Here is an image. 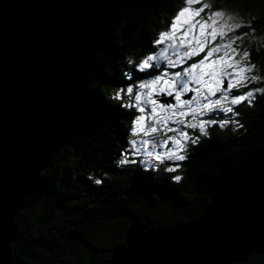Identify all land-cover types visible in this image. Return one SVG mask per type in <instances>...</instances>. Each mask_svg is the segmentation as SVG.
Returning a JSON list of instances; mask_svg holds the SVG:
<instances>
[{
    "label": "trees",
    "instance_id": "1",
    "mask_svg": "<svg viewBox=\"0 0 264 264\" xmlns=\"http://www.w3.org/2000/svg\"><path fill=\"white\" fill-rule=\"evenodd\" d=\"M180 2L134 0L117 11L105 27L104 46L93 58V72L86 87L92 95L90 119L83 134L63 144L40 171L47 182L41 199L19 210L13 218L11 257L24 264H106L110 248L123 242L131 216L150 228L172 227L199 218L217 184L219 169L222 166L238 168L246 153L261 144L264 93L259 92L254 94L251 106L248 102L237 106L238 127L228 132L223 130V135L219 124L210 125L206 137H202L203 132L200 134L197 128L186 127L190 139L193 135L201 139L192 150L177 151L186 159L175 161L178 163L174 171L163 164H158L152 172L144 171L134 159L132 166L124 165L125 158L129 159L123 153L130 143L127 135L131 138L129 120L140 114L129 107L135 99L125 89L131 87L134 92L136 84L149 81L169 68L163 60L159 61L160 68L141 70L136 65L143 57L157 51L158 35L170 29L173 12ZM202 3L209 4V8L201 17L211 10L231 9L230 14L234 16L223 17V20L241 25L239 28L245 26L237 20L238 16L253 10L246 19L254 18V33L244 29L252 38L246 39L250 44L241 42L240 49L249 53V60L255 63L254 72L264 79V45L258 40L259 35L264 37V4L260 0H202ZM202 3L195 5L201 7ZM236 30L230 36L236 40L234 46L238 51ZM125 69L128 77L122 75ZM261 84L251 83L248 88L256 89L263 86ZM117 90L121 95L115 97ZM127 95L129 101L125 99ZM124 106H128V111ZM155 126L164 129L163 125ZM164 138L162 134L160 139ZM207 138L215 144L205 142ZM166 142L170 144L171 139ZM136 162L139 167L131 173ZM167 162L174 163L164 161ZM90 175L93 179L88 178ZM177 176L178 181L173 179ZM98 186L108 193L98 196L91 192ZM253 253L242 261L255 263Z\"/></svg>",
    "mask_w": 264,
    "mask_h": 264
},
{
    "label": "water",
    "instance_id": "2",
    "mask_svg": "<svg viewBox=\"0 0 264 264\" xmlns=\"http://www.w3.org/2000/svg\"><path fill=\"white\" fill-rule=\"evenodd\" d=\"M133 1L0 0V264H24L10 254L13 218L44 195L52 154L85 131L102 32ZM123 236L106 264H232L264 253V140L235 170L219 169L199 218L150 228L131 216Z\"/></svg>",
    "mask_w": 264,
    "mask_h": 264
},
{
    "label": "snow or ice",
    "instance_id": "3",
    "mask_svg": "<svg viewBox=\"0 0 264 264\" xmlns=\"http://www.w3.org/2000/svg\"><path fill=\"white\" fill-rule=\"evenodd\" d=\"M201 3L202 0H184L185 6L173 18L170 29L161 32L156 40V44L170 43L158 53L147 55L139 65L141 70L160 68L159 61L163 60L167 62L169 68H177L192 61L181 71L171 74L163 73L147 83L139 85L140 89L148 91L137 94L134 98L136 101H141L145 95L147 96L144 102L151 106V113L156 117V125L167 127L168 121L173 120V117H177L175 123L184 124V120L181 118L189 113L195 117L198 109L201 115L206 111L212 112L219 108H222L225 113H232L234 111L232 107H223L224 101L230 102L231 105H239L243 102L251 103L255 98L252 90L244 94L231 95L233 90H238L241 87L247 88L250 82L261 79L248 75L253 71L255 65L250 62L245 63L249 60V53L246 50L238 52L237 47L234 46L236 40L230 36V33L241 25L226 23L223 20L225 14L221 11L212 12L206 19H196L209 8L207 3H202V6L198 8L192 7L194 4ZM229 19L231 18L229 17ZM182 28L184 31L177 39L176 34ZM169 49L172 50L175 59L168 55ZM237 57L240 58L237 59ZM153 61H157V63L153 64ZM230 69L231 71H229ZM190 85H196V87ZM126 91L132 94L133 88L130 87ZM254 91L264 93V89H255ZM192 92L195 95L190 99L182 98ZM218 93H220L219 98L210 99V97L217 96ZM154 95L174 98L175 103L153 99ZM158 110L162 115H157ZM140 111L143 112L144 109L141 108ZM145 119L144 115L137 117L135 121L137 127L134 131L143 132L145 136L154 135L159 129L155 126L145 128ZM207 123H215V121L201 120L196 124L189 123L187 127L199 128L201 132H204ZM168 131L175 132L176 129L168 128ZM170 139L182 151L184 148L182 140H188L190 137L187 132L180 131L179 138L173 136ZM195 142L192 140V143ZM143 143L147 145L149 141L145 140ZM147 155L152 157L153 152L149 151ZM155 158L162 160L164 157L157 154ZM167 158L183 161L186 156L173 151L167 154ZM168 170L174 171L175 169ZM176 178L179 179L178 176Z\"/></svg>",
    "mask_w": 264,
    "mask_h": 264
},
{
    "label": "rangeland",
    "instance_id": "4",
    "mask_svg": "<svg viewBox=\"0 0 264 264\" xmlns=\"http://www.w3.org/2000/svg\"><path fill=\"white\" fill-rule=\"evenodd\" d=\"M181 2L179 3V5L177 6V8L174 10V12H173V18L176 16V14L178 13V11H180L181 9H182V7H184L185 6V4H184V0H180ZM260 3L263 5L264 4V0H260ZM128 6V5H127ZM127 6H124V7H127ZM192 7L193 8H198V7H196V5L194 4V5H192ZM259 11L261 10V7H260V5H259ZM225 11V10H224ZM222 11L224 14H225V19L226 18H228V16H229V14H230V12L231 11H233V10H227V11ZM235 11H238V10H235ZM252 11L253 10H250V11H248V12H246V13H241L239 16H238V18H237V20L238 21H240V23L241 24H244V28L242 27V28H238L237 30H236V39L239 41L237 44H240L239 45V49H238V52L239 51H242L243 49H240V47H241V42H244L245 41V43H247V44H250L248 41H246V39L247 40H249L250 38H252L251 36H249L250 34H248V35H246V31L244 30L245 28H247V29H251V30H253V33H254V27H253V20H254V18H251V19H246V17H248V15H250V13H252ZM212 12H215L214 10H211L210 12H208L207 14H205L204 16H202V17H197L196 19H200V18H204V19H206L207 18V16L208 15H211V13ZM183 31H184V29L182 28L181 30H180V32H178L176 35H177V39H179V37L182 35V33H183ZM238 31V32H237ZM262 33H264V32H262ZM160 35V34H159ZM159 35H158V38H159ZM157 38V39H158ZM258 40H259V42L261 43V44H263L264 45V37L263 36H261V35H259V37H258ZM217 42H220V41H217ZM226 42V41H225ZM259 42H257L256 41V44H259ZM168 43H170V42H165V44H157V47H158V49H157V51H155L154 53H152V54H156V53H158L162 48H165V47H167V45H168ZM149 55V54H148ZM168 55L172 58V59H175L176 57H175V55L173 54V52H172V50L171 49H169V51H168ZM147 56H145V57H143V59H142V61L146 58ZM198 59V58H197ZM238 59V58H237ZM141 61V62H142ZM165 63H167L166 61H164ZM251 63V64H254L255 65V63L254 62H252L251 60H248V61H245V63ZM190 63H192V61H188L186 64H184V65H182L183 67H187L188 66V64H190ZM139 65H140V63L138 64V65H136V67L137 68H139ZM182 67V68H183ZM182 68H180V69H178V70H174V69H171V68H166V69H163V72H160L158 75H161V74H163V73H168V74H171V73H173V72H176V71H181L182 70ZM127 69V68H126ZM126 69L125 70H122L121 72H122V75L123 76H126V77H128L129 75H128V72L126 71ZM229 71H231V69L229 70ZM248 75L249 76H257V77H260L261 79H259V80H257V81H254V82H250L249 83V85L251 84V83H254V84H257L258 82L259 83H262L261 85H263L264 86V84H263V81H264V79H262L263 77H262V75L260 74V73H258V72H254V69H253V71H251V72H249L248 73ZM155 78V77H154ZM153 78V79H154ZM148 81H145L144 83H147ZM225 83H227V81H225ZM137 85V88L135 89V91L132 93V97H135V95H137V94H140V90H141V93H146L148 90H146V89H140L139 88V85L138 84H136ZM191 86V85H190ZM263 86H260V87H256V89H264V87ZM130 88V87H129ZM242 89H241V91H239V92H235V91H233L232 93H231V95H237V94H244V93H246L247 91H250V90H252L253 92H254V94L255 93H259V92H257V91H254L255 89H254V86H252V87H250V88H243V87H241ZM128 88L126 87V89L125 90H127ZM240 89V88H239ZM133 94H134V96H133ZM114 95H115V97H117V96H120L121 94H120V91L119 90H117V91H115V93H114ZM195 95V93L194 92H192V93H188V94H186V95H184L182 98L183 99H190L192 96H194ZM160 96H164V95H158V96H153V97H155V99H157V100H163L164 102H168V100H164L162 97H160ZM219 96H220V93H218L217 94V96H215V97H213V98H211L210 97V99H212V100H215V99H217V98H219ZM145 98H143L141 101H136V100H132V103H130V105H129V107H133V108H135L137 111H139L140 112V114H138V115H135V118H130V120H129V124H130V135H131V138H130V136H129V134L127 135V141H130V143L127 145V146H125V148H124V150H123V153L125 154V156H128V158L129 159H127V158H125V163L126 164H124V165H127V164H130L131 163V161L134 159V161L135 160H138V162H140V164H141V166H140V168H141V170H144V171H150V172H152L154 169H156V167H158L157 165L158 164H163L164 166H166L167 167V169H176V166H175V163H178V162H175V161H178V160H175V159H168L167 158V154L169 153V152H173V151H175V152H177V151H181L180 150V148H178L175 144H173L172 143V141H171V143L170 144H168L166 141H167V139L168 140H170V138L171 137H173V136H176L177 138H179V133H180V131H184V132H187L188 134H189V136H190V133L188 132V130L186 129V127L187 126H185L187 123L189 124V123H191V124H196V123H198L199 121H201V120H203V121H209V120H212V121H215V123H207L206 124V127H208L209 125H213V124H216V123H218L219 125H221V127H222V129H220V130H225L226 132H228L229 130H233V129H235V128H237L238 127V117H239V115H238V112L236 111V109L238 108L237 106H240V104L239 105H231L230 104V102H228V101H224L223 102V107H232L233 109H234V111L232 112V113H225L223 110L222 111H217V112H220V113H215L214 111H212V112H205L204 114H199V109L197 110V115L195 116V117H193V115L192 114H188V115H186V116H184V117H182L181 119H183L184 120V124H177V123H175V120L177 119V117H173V120H170V121H168V124H167V127H164V129L162 128V130H158L154 135H152V134H150V135H152V137L151 136H145L144 135V133L143 132H135L134 130L136 129V127H137V125H136V123H135V121H136V119H137V117H139V116H141V115H144L145 116V128H147V127H151V126H155L156 124H155V119H156V117L151 113V106L150 105H148V104H145V100L147 99V96L145 95L144 96ZM165 98H167L168 99V97H166L165 96ZM125 99L126 100H128L129 101V96L127 95L126 97H125ZM135 99V98H134ZM202 102H207V101H202ZM134 103V104H133ZM171 103H175V101H174V98L172 99V102ZM244 103V102H243ZM252 103H253V101L251 102V103H249V106H251L252 105ZM193 106H195V105H193ZM125 108H126V111H128V106H124ZM141 108H143L144 109V111L143 112H141L140 111V109ZM260 111H262V109L260 110ZM157 115H162V114H159V110H158V114ZM218 118H222L221 120H219ZM185 121H187V122H185ZM156 127V126H155ZM157 128H158V126H157ZM168 128H174V129H176V131L175 132H172V131H168ZM159 129V128H158ZM197 131L201 134V131H200V129L199 128H197ZM159 133V134H158ZM225 132L223 131V132H221V135H223ZM165 135V137H166V139L164 138V139H160V136L161 135ZM206 135V132H205V130H204V132H203V134H202V137L203 136H205ZM155 137V138H154ZM206 137V136H205ZM201 139V137H197V138H194V135L193 136H191V139H188L189 141H187V140H182V144L184 145V148H183V150H185L186 148H188V149H193V147L196 145V143H197V141L198 140H200ZM145 140H148L149 141V143L147 144V145H145L144 143H143V141H145ZM163 140H165V141H163ZM192 140H195L196 142L195 143H192ZM264 140V138H262L260 141H263ZM209 141V139L207 138L206 140H205V142H208ZM211 143H213V144H215L214 142H212L211 141ZM262 143V142H261ZM218 148V147H217ZM182 150V151H183ZM149 151H151V152H153V156L152 157H149L148 155H147V153L149 152ZM157 154H160L161 156H163L164 158L162 159V160H158V159H156L155 157H156V155ZM172 161V162H174V163H169V162H167V164H165L164 163V161ZM221 161V160H220ZM138 162H136L135 164H134V167L132 168V170H131V173H134L135 171H136V169L139 167V164H138ZM223 167V166H222ZM223 168H226V169H229V170H235V169H233V168H230V167H227V166H225V167H223ZM165 169V168H164ZM173 179L174 180H176L174 177H173ZM101 187L100 186H98V187H96L95 189L93 188L92 190H91V192H94V193H96L98 196H100V195H102V194H106V193H108V191L107 190H105L103 187L100 189ZM167 191H171V190H169V189H167ZM109 195V194H108ZM191 220H193V219H190L189 221H191ZM188 222V221H187ZM154 227H156V226H154ZM153 227V228H154ZM124 237V236H123ZM255 253H257V252H255ZM259 254H264V253H260V252H258ZM18 260V259H17ZM20 261V260H19ZM233 263H236V261H233Z\"/></svg>",
    "mask_w": 264,
    "mask_h": 264
},
{
    "label": "flooded vegetation",
    "instance_id": "5",
    "mask_svg": "<svg viewBox=\"0 0 264 264\" xmlns=\"http://www.w3.org/2000/svg\"><path fill=\"white\" fill-rule=\"evenodd\" d=\"M111 61V60H110ZM138 72V71H137ZM191 87H196V85H191ZM235 91V90H234ZM236 92V91H235ZM215 97V96H214ZM211 98H213V97H211ZM217 111H222V108H219V109H215L214 110V112L215 113H220V112H217ZM219 120H221L222 118H218ZM214 126L215 125H218V123H216V124H213ZM209 128H210V125L208 126V127H206L205 128V132L207 133L208 131H209ZM209 142L211 143V140H209ZM132 164L133 163H130L128 166H132ZM162 167V166H161ZM133 175V174H132ZM252 260L253 261H255V263L254 262H245V260L244 261H242V262H238V263H235V264H259V263H261V262H264V254H255V253H253L252 254Z\"/></svg>",
    "mask_w": 264,
    "mask_h": 264
},
{
    "label": "clouds",
    "instance_id": "6",
    "mask_svg": "<svg viewBox=\"0 0 264 264\" xmlns=\"http://www.w3.org/2000/svg\"><path fill=\"white\" fill-rule=\"evenodd\" d=\"M234 16V14H229V17L230 18H232ZM89 179H93V177L90 175L89 177H88ZM175 179L178 181L179 179H180V177H179V179H177L176 177H175ZM97 184H99L100 183V181L99 180H96L95 181Z\"/></svg>",
    "mask_w": 264,
    "mask_h": 264
}]
</instances>
